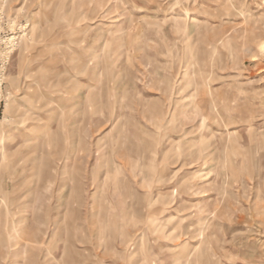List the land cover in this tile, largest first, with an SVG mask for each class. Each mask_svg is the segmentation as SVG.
Listing matches in <instances>:
<instances>
[{"label": "rangeland", "instance_id": "obj_1", "mask_svg": "<svg viewBox=\"0 0 264 264\" xmlns=\"http://www.w3.org/2000/svg\"><path fill=\"white\" fill-rule=\"evenodd\" d=\"M0 264H264V0H0Z\"/></svg>", "mask_w": 264, "mask_h": 264}]
</instances>
